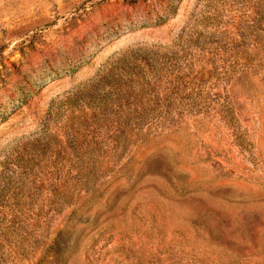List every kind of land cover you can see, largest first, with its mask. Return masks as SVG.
Returning a JSON list of instances; mask_svg holds the SVG:
<instances>
[{
	"label": "rangeland",
	"instance_id": "1",
	"mask_svg": "<svg viewBox=\"0 0 264 264\" xmlns=\"http://www.w3.org/2000/svg\"><path fill=\"white\" fill-rule=\"evenodd\" d=\"M0 264H264V0H0Z\"/></svg>",
	"mask_w": 264,
	"mask_h": 264
}]
</instances>
